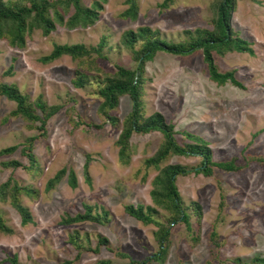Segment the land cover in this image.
<instances>
[{
    "label": "rangeland",
    "instance_id": "1",
    "mask_svg": "<svg viewBox=\"0 0 264 264\" xmlns=\"http://www.w3.org/2000/svg\"><path fill=\"white\" fill-rule=\"evenodd\" d=\"M95 1L101 7L99 19L91 26L71 29L57 23L49 35L36 28L27 35L23 48L12 47L6 39H0V83H16L32 98L43 94L49 105H62L48 120L47 135L38 137L33 144L43 171L32 175L24 168L29 160L22 148L27 138L41 131L27 128L22 118L4 120L16 103L0 95V149L21 145L14 153L0 157V184L13 177L39 192L37 196H22L32 215L28 224H23L21 213L9 201L0 200V212L11 230H0V264H13L12 258H16L17 264H61L65 260H72V264H96L104 259L124 264L146 259L159 247L154 236L157 226L143 224L125 207L154 205L152 181L159 170L146 167L145 160L156 153L163 134L134 133L131 160L121 163L116 141L122 121L132 109L131 98L121 97L112 112L120 124L114 126L98 114L101 98L96 92V79L82 88L73 84L77 61L68 55L49 63L41 58L55 44L97 46L106 36L104 56H89L97 58L102 68L98 73L115 72L118 65L133 69L137 62L122 42L125 31L149 26L159 29L161 37L168 41H183L186 30L213 28L215 0H173L168 5H164L166 0H138L135 19L121 16L129 7L127 0L82 3L90 6ZM231 24L250 43L254 53L214 55L220 71H235L242 86L213 81L201 50L188 55L159 51L146 64L150 78L145 87L147 114L161 112L174 124L180 144L189 142L181 133L186 130L208 141L214 160L236 157L237 163L245 165L238 171L215 168L210 176H178L177 185L185 204L198 202L202 218L198 221L189 210L194 234L184 223L172 226L165 264H240L237 257L243 263L263 264L251 260L264 257V163L248 160L264 157V0H238ZM71 115L82 124L73 126L69 121ZM9 160L21 164L5 166L3 162ZM200 161L194 155H174L161 166L194 167ZM64 167L75 171L77 186L72 187L66 175L47 190L49 179ZM86 204L93 206L94 211H107L106 221L63 222L68 215L84 213ZM158 211L155 217L166 221L169 212L160 207ZM214 224L218 231L216 242L211 239ZM76 231L82 244L79 248L70 240V234ZM197 235L199 239L195 241ZM100 236L106 237L108 243L99 246Z\"/></svg>",
    "mask_w": 264,
    "mask_h": 264
},
{
    "label": "trees",
    "instance_id": "2",
    "mask_svg": "<svg viewBox=\"0 0 264 264\" xmlns=\"http://www.w3.org/2000/svg\"><path fill=\"white\" fill-rule=\"evenodd\" d=\"M138 0H127L129 7L121 14L124 18L137 17ZM173 0H166L164 5H168ZM238 0H215V16L212 19L213 28H196L186 30L185 38L180 42L168 41L161 37L159 29H152L149 26H141L137 30H127L122 34V42L129 48L136 60L135 68H127L122 65L117 66L115 72H106L102 75L98 73L102 68L97 63L96 57H102L103 50L108 43L106 36L102 37L97 46H87L84 43H64L55 44L52 51L44 55L41 60L44 63L53 62L63 55H68L77 61V68L73 84L77 88L85 87L88 82L96 79L98 83L97 94L101 98L98 107V114L109 121L112 125L118 126L120 119L112 112L119 106L120 99L128 95L132 100V109L126 114L122 121V130L116 141L119 148V160L121 163H128L131 160L132 144L131 138L134 133L146 134L153 131H159L163 134L161 142L156 153L145 160L146 167H153L159 170V173L152 181L151 197L154 205H134L128 204L125 209L128 214L135 217L145 225L154 224L157 230L154 232L158 249L152 255L143 260H131L124 264H165L170 244L172 242V226L176 223H184L187 230L194 234L192 210L197 220L202 218L201 206L196 201L185 204L181 192L177 185L178 176H186L191 173L210 176L215 168L225 171H238L245 165L237 163V158L228 161H216L213 159V151L210 144L200 135L189 131L181 133L189 140L185 144H180L176 138L177 131L173 123L168 122L161 112L147 114L146 110V84L150 78L146 75V64L154 59L159 51L170 52L171 54L188 55L201 50L204 61L208 66L210 78L219 85H224L228 81L237 86H242L235 75V71L222 72L215 60L214 53L224 55L227 52H249L254 53L250 43L240 36L231 24L232 16L237 7ZM101 4L98 1L90 6H85L82 0H0V39H6L10 46L23 48L26 46V37L34 29H41L44 35H49L56 29L57 23L66 25L73 29L77 27H88L93 25L99 19V8ZM66 16L67 19H66ZM140 43L136 47L137 43ZM96 53V57H89ZM95 70L97 73L93 74ZM0 95L7 97L16 103V107L9 112L4 120L10 117L22 118L29 129H39L41 132L37 136L29 137L22 148L28 160L29 165H24L25 170L32 175H40L43 171L40 159L34 153V142L40 136L47 135L46 126L48 120L56 114L62 105H49L43 94L32 98L29 93L21 91L16 83H0ZM73 109V107L71 108ZM70 123L78 127L83 121L74 119L72 115ZM104 122V123H105ZM102 124H96L100 127ZM20 144L11 145L0 149V157L12 154L20 148ZM174 155L198 156L201 158L199 165L194 167L184 166L182 164H168L164 167L161 164ZM89 159V158H88ZM257 161L264 163V157H250L248 163ZM5 166H19L18 160L4 161ZM88 164V163H87ZM86 164V169H87ZM72 187L77 186V176L73 169L66 167L49 179L47 190L53 188L65 176ZM38 190L30 184H22L21 181L10 177L7 181L0 184V200L9 201L22 215L23 224L32 221V215L29 208L22 202L23 195L37 196ZM223 205V204H221ZM84 213H78L75 216L68 215L63 219L66 224H72L82 221H96L103 223L108 218V212H98L93 210V206L86 204ZM158 207L169 212L166 221H160L155 216L159 212ZM216 224L213 225L211 239L216 242L218 231ZM0 230L11 231L5 225V219L0 212ZM199 236L194 237L197 241ZM70 240L76 247H82L79 233L70 234ZM108 243L106 237L100 236L99 246ZM99 246L96 250L99 249ZM13 264H17L16 258H12ZM236 262L243 263L240 257L235 258ZM253 263H263L264 257L255 256L251 260ZM72 260H65L61 264H72ZM96 264H114L110 260H100Z\"/></svg>",
    "mask_w": 264,
    "mask_h": 264
}]
</instances>
